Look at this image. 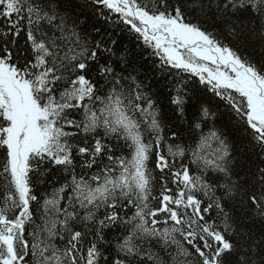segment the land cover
<instances>
[{"label": "snow or ice", "instance_id": "obj_1", "mask_svg": "<svg viewBox=\"0 0 264 264\" xmlns=\"http://www.w3.org/2000/svg\"><path fill=\"white\" fill-rule=\"evenodd\" d=\"M84 7L193 101V143ZM0 264H264V0H0Z\"/></svg>", "mask_w": 264, "mask_h": 264}, {"label": "trees", "instance_id": "obj_2", "mask_svg": "<svg viewBox=\"0 0 264 264\" xmlns=\"http://www.w3.org/2000/svg\"><path fill=\"white\" fill-rule=\"evenodd\" d=\"M73 3L77 9V11H80V5L85 3V0H73ZM81 20L84 21V23L81 24V29L84 33H92V39H98L93 32V27L101 28L102 31L107 34V32L111 31L113 39H115L117 42L115 45H112L115 49V56L113 59L115 60L117 67L119 69L120 60L119 58L121 56H127L128 61V67L125 71V75L131 74V76L136 77L139 81L145 82L149 87L148 91L154 92V99L156 100L159 110L161 112V118L164 120V122L167 124L169 121H171V125L175 129L179 130L180 137L176 139L177 144H182L184 146H187L191 143H193V139L197 138L200 134L199 129H192L190 127V124L193 121L192 116V104L193 101L189 99V107L187 112L185 113L186 119H181L178 114L175 113V106L170 103L171 96L175 92L176 83H168L167 80L162 79L153 69L152 65L149 63L148 60L144 59V52L142 50V47L138 48L137 42L134 38H130L127 33L120 34V30L117 28L114 31L110 29V27L106 24H104L100 19L95 17L92 14V10L90 7H84L81 12ZM111 43V42H109ZM158 62V61H156ZM187 74H185V77ZM201 101L207 100V97H204L201 95L198 91L194 94ZM210 95V94H209ZM207 124H205L204 120H201V125L203 127V131L207 132L208 128L213 123V118L208 117L206 118ZM216 126L220 127L224 124H228V117L227 114L219 117L215 121ZM229 135L232 137V139H236V134L232 132L231 127L227 129ZM170 135V133H169ZM239 144V141L237 142ZM48 180H51L52 177L49 176L47 178ZM45 188L48 189V191H51V188H48L47 185H44L43 187H40L39 191H44Z\"/></svg>", "mask_w": 264, "mask_h": 264}]
</instances>
